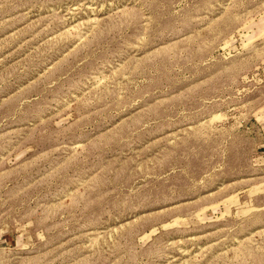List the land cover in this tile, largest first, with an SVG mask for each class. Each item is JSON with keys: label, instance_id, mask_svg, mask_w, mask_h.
Wrapping results in <instances>:
<instances>
[{"label": "rangeland", "instance_id": "rangeland-1", "mask_svg": "<svg viewBox=\"0 0 264 264\" xmlns=\"http://www.w3.org/2000/svg\"><path fill=\"white\" fill-rule=\"evenodd\" d=\"M0 264H264V0H0Z\"/></svg>", "mask_w": 264, "mask_h": 264}]
</instances>
